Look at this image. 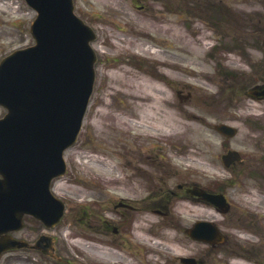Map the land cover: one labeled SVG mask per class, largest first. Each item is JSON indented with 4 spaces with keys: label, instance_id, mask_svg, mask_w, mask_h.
<instances>
[{
    "label": "rangeland",
    "instance_id": "rangeland-1",
    "mask_svg": "<svg viewBox=\"0 0 264 264\" xmlns=\"http://www.w3.org/2000/svg\"><path fill=\"white\" fill-rule=\"evenodd\" d=\"M0 3L5 4V6H0L1 61L15 49L33 43L30 24L36 15L24 0H0ZM75 11L98 33V41L93 43V47L102 52L98 53L99 58L102 59V65L98 63L99 72L95 90L78 142L66 154L68 175L61 179L64 182L70 180L74 183L62 186V198L68 201L65 219L63 223L50 231L52 235L58 237V252L67 256L75 264H99L98 256L81 249L73 240L69 239V237L78 234L89 238L104 239L109 243L112 239L116 247L130 251L138 259L146 261V249L142 241L135 236L133 226L141 215L152 217L153 221H157L159 218L146 212L143 201L140 202L142 207L137 208L136 211L129 212L120 209V213L112 208V204L119 198L114 188L124 192L133 190L126 189V187L135 188L134 195L137 198H142L145 194L136 178L137 175H132L129 167H124L127 170V175L124 177L122 185L107 184L100 188V196L97 197L95 193L87 191L84 193L83 197L86 196L87 200L96 199L97 201H90L82 206L87 215L83 216L82 212L79 215L81 218L77 216L81 210L78 201L81 196L74 193L82 191L78 183L86 182L88 179L99 184L98 180L100 182L102 178L108 177V174H102L90 165L79 164L77 154L80 155L83 151L90 150L107 162L121 167L126 162L124 163L121 158L117 159L114 153L123 152L121 148L124 145L130 147L132 144H137L142 149L140 152H146V140L135 139L130 136L129 132H118L117 130H129L125 129L127 127L117 128L114 122V118L117 119L121 115L129 113L130 110H134L130 97L120 93L116 97L110 98L109 96L112 94L108 89L119 88L114 83L112 74L120 75L121 72H126L134 76H143V73L135 68L124 65L130 63L124 61L128 55L127 52L131 53L136 50L141 55H147L150 58L149 62H153L156 61L155 53L150 50L155 48L156 52L165 56L166 63L181 62L195 74H186L184 69L175 67L169 71L166 70L165 73L162 71L164 68L158 62L152 67L149 64L152 69L150 72L153 75H157V70H161V76L168 74L170 77L165 80V85L162 84L170 99L160 105L159 117L165 118L171 114L173 109L178 116L172 113L183 127L181 129L178 127L173 131L180 130L181 135L164 136L159 140L149 139L150 142L147 143L153 145L158 142L172 164L173 155H179V158L185 157V160L188 156L190 160L196 159L195 161H198L196 163L204 171L209 172V170L215 169L224 175L229 174L226 176H230V172H234L232 180H236L234 186L227 183L230 181L223 184L230 185L225 186L224 190L229 201L237 209L231 207L226 217L206 211L207 215L212 213L215 219L221 220L219 227L229 234V238L224 243L217 244L210 252L207 249L203 252V245L194 243L185 234L184 229L195 219H191V221L186 218L179 219L177 213L181 201L176 198L172 200L170 206L172 213L169 218L176 223V230L172 231L177 240L175 246L179 248L180 252L184 251L179 256L196 255L199 258L204 254V264H243V258H239V256H249L250 259L264 264V189L262 185L258 186L262 182V176L264 177V162H260L264 156V99H255L248 94L255 86L264 84V0H75ZM213 13L218 14L217 17H225L224 19L227 21L223 23V28L221 25L223 21H220L222 18L214 17ZM199 18L214 26L218 39L217 47L223 50L215 51L213 55L209 53L197 54L171 33L159 34L155 31L156 28H159L160 22L173 21L180 25V29L188 38H191L193 35L196 36L197 32L195 31L201 28L197 22ZM200 32L201 30H199ZM234 34L243 37V40L233 41ZM195 46L204 47L202 44ZM151 47L154 48L151 49ZM189 49L192 52L190 56L186 53ZM122 50L127 52L120 53ZM224 71H228V73L222 75ZM147 74L149 75V73ZM204 74H208L210 80H207ZM146 77L148 80L152 78L150 75ZM226 77L236 84V91L222 86L221 91L211 97L213 98L212 106L202 104L201 100L205 96V90L201 97L198 95L202 92V88L199 90V86L189 85V87L187 85L193 80L201 86L211 88L214 83L225 81ZM171 79H175V82ZM177 91L181 95L189 93L191 97L180 102ZM134 111L137 113L136 110ZM185 111L189 114L193 112L202 120L195 121L191 117L187 118L183 113ZM102 113L111 116V118H102ZM4 114L5 110L0 108V118ZM219 123H228L238 129L237 137L229 140L228 145L244 156L247 166L250 164L259 167L260 174L250 171L252 181L245 178L249 166L240 169L232 165L230 168H226L220 162L219 156L225 150L222 147L224 139L214 130V125ZM121 137H126V139L118 141L117 138ZM136 152L139 151H132V154L135 155ZM124 156L126 157V155ZM182 172L185 175L178 177L182 181L174 178L169 180V184H166L168 177L164 176L163 183L166 186H174L176 182L180 181V183H195L206 188L215 186V180L204 177L201 172L198 173L199 171ZM159 185L163 187L162 184ZM152 187L153 184L150 188ZM246 191H249L251 200H256L258 205L246 201L245 199L248 200V197L240 194ZM112 210L114 211L111 212ZM243 211L247 214H243ZM115 227L118 229V233L113 231ZM159 227L156 225V228ZM245 230L251 231L253 235L248 234ZM155 231H158L157 234L160 237L168 236L163 229ZM43 233L49 232L45 231V228L39 223L27 219L24 230L14 233V236L34 242ZM114 244L112 243V245ZM163 247H165L164 243L160 244V250H164ZM204 248L206 247L204 246ZM167 254L164 252L163 257L158 260V264H163L169 259L171 264H181L176 258L172 259ZM252 260L244 262L245 264H256ZM49 262L48 258L35 251L22 250L6 254L0 264H50ZM154 262H157L156 259Z\"/></svg>",
    "mask_w": 264,
    "mask_h": 264
},
{
    "label": "water",
    "instance_id": "water-1",
    "mask_svg": "<svg viewBox=\"0 0 264 264\" xmlns=\"http://www.w3.org/2000/svg\"><path fill=\"white\" fill-rule=\"evenodd\" d=\"M29 1L40 13L32 28L38 46L0 64V104L8 109L0 120V256L32 248L10 235L23 228L24 215L48 227L60 221L64 205L51 194L50 184L65 172L62 155L77 139L94 82L91 32L64 12L61 22L55 19L59 11L70 13L71 1ZM217 130L227 136L236 133L225 125ZM194 230L218 233L207 223Z\"/></svg>",
    "mask_w": 264,
    "mask_h": 264
},
{
    "label": "bare ground",
    "instance_id": "bare-ground-1",
    "mask_svg": "<svg viewBox=\"0 0 264 264\" xmlns=\"http://www.w3.org/2000/svg\"><path fill=\"white\" fill-rule=\"evenodd\" d=\"M154 27V26H152ZM158 33H171L177 39H180L182 43L187 46L193 48L196 53H202V47H194L195 43L188 38L181 30L177 29L174 26H166L161 25L159 28L155 30ZM161 53L155 52V55L158 59H166L165 56L160 55ZM165 62V60H164ZM114 83L118 85L122 90H119L117 94L123 93L127 94L133 103V108L139 114L138 120L134 122V126L140 129V133H144L145 130L155 131L157 133H162L168 136L171 131H175L178 127L181 129L182 124L178 122L174 116V114H168L165 118H160V107L162 102L169 101V96L166 90H162L158 84L152 83L147 80H143L138 76H134L130 73L122 72L120 75L112 74ZM110 90V88L108 89ZM102 118L108 119L111 116L102 113ZM114 118V117H113ZM191 119L197 121L198 118L196 116H191ZM114 120L119 122L118 119ZM101 169L107 172H114L113 167L102 160L99 162V166ZM117 182H120V178H116ZM64 182L59 180L56 182L55 191L59 193L62 190V186ZM180 209L182 213L185 215L186 220L191 219H215L214 214H206V211L213 210L208 205H193V204H181ZM215 222L220 221L219 219H215ZM176 239L173 236H168L165 241V250L169 252L172 256H176L180 254V250L177 246H175ZM184 252V251H183ZM111 258L121 260L120 256L111 253L109 254Z\"/></svg>",
    "mask_w": 264,
    "mask_h": 264
}]
</instances>
